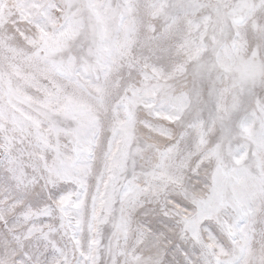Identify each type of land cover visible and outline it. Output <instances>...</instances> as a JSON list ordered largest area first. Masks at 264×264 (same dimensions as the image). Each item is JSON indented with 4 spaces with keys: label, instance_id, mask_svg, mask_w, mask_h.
Here are the masks:
<instances>
[{
    "label": "snow or ice",
    "instance_id": "obj_1",
    "mask_svg": "<svg viewBox=\"0 0 264 264\" xmlns=\"http://www.w3.org/2000/svg\"><path fill=\"white\" fill-rule=\"evenodd\" d=\"M0 264H264V0H0Z\"/></svg>",
    "mask_w": 264,
    "mask_h": 264
}]
</instances>
